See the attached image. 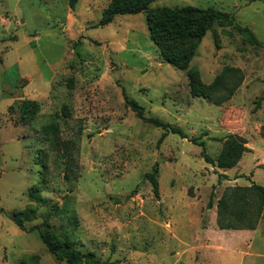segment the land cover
Here are the masks:
<instances>
[{
    "label": "rangeland",
    "instance_id": "obj_1",
    "mask_svg": "<svg viewBox=\"0 0 264 264\" xmlns=\"http://www.w3.org/2000/svg\"><path fill=\"white\" fill-rule=\"evenodd\" d=\"M70 1L0 0V264H66L42 243L46 232L109 264H224L222 253L201 252L200 234L224 188L264 164V49L215 24L179 70L161 59L143 12L97 26L110 0ZM187 6L226 12L264 43V0L148 4ZM225 68L243 77L230 99L191 95L188 75L209 85ZM124 96L145 118L204 142L211 158L227 134L244 138L251 151L240 174L206 164L201 147L178 135L158 144L162 130ZM155 163L157 198L143 179Z\"/></svg>",
    "mask_w": 264,
    "mask_h": 264
},
{
    "label": "trees",
    "instance_id": "obj_2",
    "mask_svg": "<svg viewBox=\"0 0 264 264\" xmlns=\"http://www.w3.org/2000/svg\"><path fill=\"white\" fill-rule=\"evenodd\" d=\"M151 0H110L103 9L101 19L97 26L109 24L115 16L134 15L143 12L145 14L146 27L151 41L159 51L161 59L179 70H186L198 44L208 31L213 30L215 24L233 26L237 32L247 41L264 49V43L259 42L248 27L235 24L234 18L214 8L200 9L195 7L182 8H148ZM73 0L70 1L72 7ZM96 27V26H95ZM190 92L193 97L206 98L215 105H221L238 89L242 83V74L239 69L225 68L209 85H203L188 75ZM126 104L139 119L162 130L157 140L160 144L168 134L178 135L181 139L201 147V156L206 164L217 170H229L234 168L244 153L250 152L244 138L237 134H227L221 141V148L216 157L211 158L205 154L204 142H196L195 139L187 138L183 131L170 123L161 122L154 118L144 117V108L134 100L124 96ZM26 104V103H25ZM28 104L33 105L32 102ZM264 170V164L261 165ZM260 166V168H261ZM216 170V171H217ZM217 173V172H215ZM143 179L148 181L154 197L159 196L157 180V164L151 172L144 174ZM214 194H210L208 208L213 206ZM29 198L37 199L35 191H29ZM215 223L219 230H254L264 211V186L251 182L248 186L225 187L221 196L215 203ZM2 211V210H1ZM24 212H15L10 218L21 230V216ZM42 226L49 229L48 222ZM35 228H30L28 232ZM42 243L49 253L66 264H109L107 260H100L92 252H82L72 248V243L66 240L54 241L50 232L41 233Z\"/></svg>",
    "mask_w": 264,
    "mask_h": 264
},
{
    "label": "crops",
    "instance_id": "obj_3",
    "mask_svg": "<svg viewBox=\"0 0 264 264\" xmlns=\"http://www.w3.org/2000/svg\"><path fill=\"white\" fill-rule=\"evenodd\" d=\"M233 169H235L232 172L234 175L238 168L234 167L229 171ZM249 172H252L253 178L248 180L246 174L242 172L241 176L234 179V184L248 186L251 182L259 184L258 180L264 179L262 168L256 167ZM237 174L240 173L237 172ZM215 218L216 215L213 216L210 227H203L201 234L197 235V237L199 234L204 238L207 237L203 243L199 244L201 252L205 251L213 255L222 253L225 256L224 264H264V226L260 227L261 223L254 230H219L216 227Z\"/></svg>",
    "mask_w": 264,
    "mask_h": 264
}]
</instances>
